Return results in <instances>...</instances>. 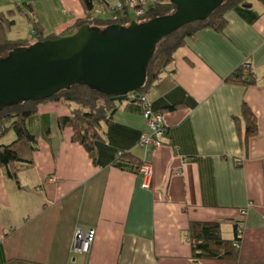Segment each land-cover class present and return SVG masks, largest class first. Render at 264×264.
<instances>
[{"label":"crops","instance_id":"1","mask_svg":"<svg viewBox=\"0 0 264 264\" xmlns=\"http://www.w3.org/2000/svg\"><path fill=\"white\" fill-rule=\"evenodd\" d=\"M120 1H96L94 13L113 17ZM166 1L145 0L144 7ZM245 3L261 14L254 23L230 10L222 32L201 30L168 66L165 76L174 79L179 101L185 93L196 106L165 112L162 146L133 147L135 158L152 163L149 188L138 173L95 164L73 140V129L59 126L74 104L39 105L27 121L39 138L32 164L21 168L18 182L0 170V263L21 258L43 264H264V6ZM0 10L14 20L9 38L30 42L37 40L33 21L45 36L67 35L86 16L81 0H0ZM244 63L257 83L227 82ZM244 101L259 124L247 148L233 120ZM116 108L113 120L120 122L115 114L122 110L133 120L120 123L149 131L138 103L126 99ZM100 128L105 137L107 124ZM15 137L11 130L0 143ZM191 221H219L226 239L235 238L236 225L241 228L239 259L195 261L187 235ZM77 228L96 230L88 253L73 250Z\"/></svg>","mask_w":264,"mask_h":264},{"label":"trees","instance_id":"2","mask_svg":"<svg viewBox=\"0 0 264 264\" xmlns=\"http://www.w3.org/2000/svg\"><path fill=\"white\" fill-rule=\"evenodd\" d=\"M81 1L86 10V16L78 19L74 31L67 33V35L74 33L84 24L100 28L112 24L129 25L134 20L138 22L148 21L171 14L176 9L175 4L170 0L156 2L148 8L142 7V12L137 14L135 19H132L128 11L129 7L125 6L126 0H121L120 3L123 8L116 7L114 16L106 18L94 13L96 1L101 0ZM258 1L264 6V0ZM245 2L246 0H224L207 19L185 24L157 43L155 52L147 67L145 84L137 91L129 93L127 98L139 104L143 116L147 107H150L153 112L165 114V112L181 107L196 106V102L185 93L184 100L179 101V88L174 86L175 89H172L175 84L174 79L165 76L167 68L173 62L177 50L201 30L211 28L222 32L227 25L226 14L228 11L236 10L247 18L249 23H254L261 14L250 9ZM13 24L14 20L8 18L0 10V58L7 56L10 51L17 47H28L37 41L55 39L66 35L65 33L64 35L50 34L45 36L39 23L33 21L37 32V40L34 42H30L29 39L14 40L8 36L9 29ZM226 80L227 82L250 86L257 83V75L251 70L245 72L243 65H240ZM155 95H157L156 99L153 98ZM143 96L146 97V102L142 101ZM172 98L173 101H171ZM51 101H62L75 105L69 115L59 118V126L73 129V140L80 142L89 151L95 164H112L140 174L141 165L147 161H139L135 158L132 149L138 145L144 131L113 120V114L117 108L116 101H113L110 96L85 84H73L69 89H61L50 98L37 101H20L0 111V138L9 130H13L16 134L15 139L10 143H0V170L5 169L9 178L18 182V172L21 168L32 164L33 153L38 148L39 138L38 135L29 130L27 121L38 113V107L41 103ZM233 120L237 125L239 134H243V144L247 148L250 139L259 133L257 116L250 105L244 101L240 116H233ZM102 122L107 124L105 137L100 128ZM242 122H244L243 132H241ZM167 134L166 127V136ZM235 231L236 236L234 239H226L221 234L219 221H191L187 235L192 249V258L195 261L202 259L238 260L239 245L237 246L236 242H240L241 235L238 234L237 225ZM0 264L43 263L11 258Z\"/></svg>","mask_w":264,"mask_h":264},{"label":"water","instance_id":"3","mask_svg":"<svg viewBox=\"0 0 264 264\" xmlns=\"http://www.w3.org/2000/svg\"><path fill=\"white\" fill-rule=\"evenodd\" d=\"M170 2L176 9L165 16L104 28L84 24L72 34L13 49L0 58V111L50 98L73 84L126 100L145 84L157 43L185 24L207 19L224 0Z\"/></svg>","mask_w":264,"mask_h":264},{"label":"built area","instance_id":"4","mask_svg":"<svg viewBox=\"0 0 264 264\" xmlns=\"http://www.w3.org/2000/svg\"><path fill=\"white\" fill-rule=\"evenodd\" d=\"M145 0H126L125 6L135 9L137 14L141 13V8L144 7ZM119 9L123 8V5L119 2ZM245 72L250 70L249 65L243 64ZM142 101L146 102V97H142ZM144 118L147 120L149 131L143 132L138 145L142 147L158 148L163 145L166 137V123L163 113L153 112L150 107H147L144 111ZM139 173L143 178V187L149 188L151 186V180L153 177V166L150 161H147L141 165ZM53 180V178L51 179ZM242 233L241 228L238 229V234ZM96 230L94 228L82 229L77 228L73 237V250L77 253H88L95 241ZM238 246L239 243L236 242Z\"/></svg>","mask_w":264,"mask_h":264},{"label":"rangeland","instance_id":"5","mask_svg":"<svg viewBox=\"0 0 264 264\" xmlns=\"http://www.w3.org/2000/svg\"><path fill=\"white\" fill-rule=\"evenodd\" d=\"M251 2H253L255 5H257V6H263L259 1H257V0H250ZM20 6H21V8H23L22 7V3H20ZM16 9V11H19L20 9H17V8H15ZM22 10H25V9H22ZM25 13L26 14H28V11H25ZM131 13H132V19H135V14H134V11H131ZM29 15V14H28ZM24 16H25V14H24ZM17 25H18V27H21V25H20V20H18L17 21ZM20 25V26H19ZM15 29H17V28H15ZM11 36H14V34H12L11 33ZM17 39H14V40H18V39H21V38H19V37H16ZM131 96H133V95H131ZM121 101H116V104L117 105H119V103H120ZM132 117L133 116H130L128 113H125V112H123L122 110H118L117 112H116V114H115V118H116V120H118V121H120V122H124V123H128V122H130V121H132L133 119H132ZM146 122H147V120H146ZM8 132H11V130H9ZM8 132H6L5 134H4V136L5 135H8ZM8 137V136H7ZM4 140H5V138H4ZM3 140V141H4Z\"/></svg>","mask_w":264,"mask_h":264}]
</instances>
